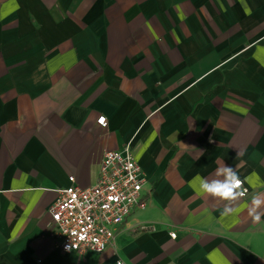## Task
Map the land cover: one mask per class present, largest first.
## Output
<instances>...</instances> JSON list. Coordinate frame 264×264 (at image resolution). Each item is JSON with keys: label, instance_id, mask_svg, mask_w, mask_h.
I'll use <instances>...</instances> for the list:
<instances>
[{"label": "crops", "instance_id": "0c3cea01", "mask_svg": "<svg viewBox=\"0 0 264 264\" xmlns=\"http://www.w3.org/2000/svg\"><path fill=\"white\" fill-rule=\"evenodd\" d=\"M127 144L144 205L103 252H63L48 208ZM223 164L248 188L228 218L189 186ZM257 192L264 0H0V264H264Z\"/></svg>", "mask_w": 264, "mask_h": 264}, {"label": "built area", "instance_id": "2783aa9c", "mask_svg": "<svg viewBox=\"0 0 264 264\" xmlns=\"http://www.w3.org/2000/svg\"><path fill=\"white\" fill-rule=\"evenodd\" d=\"M96 122L102 127L107 124L103 115ZM69 180L71 184L59 191L60 197L48 208V229L63 252L101 253L114 244L116 231L133 210L144 205L143 171L127 144L121 151L104 152L93 185L82 188L73 183V176Z\"/></svg>", "mask_w": 264, "mask_h": 264}, {"label": "clouds", "instance_id": "9594fccd", "mask_svg": "<svg viewBox=\"0 0 264 264\" xmlns=\"http://www.w3.org/2000/svg\"><path fill=\"white\" fill-rule=\"evenodd\" d=\"M243 185L244 181L236 168L225 164L216 170L214 178L208 179L197 174L189 181V186L197 195H207L224 202L220 213L223 218H228L237 212V208L234 207L235 202L243 198L248 191ZM247 212L254 222L261 221L264 217V192L252 195Z\"/></svg>", "mask_w": 264, "mask_h": 264}]
</instances>
